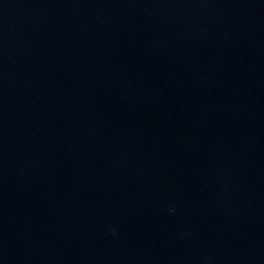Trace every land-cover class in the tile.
Here are the masks:
<instances>
[{
	"label": "water",
	"instance_id": "95a60500",
	"mask_svg": "<svg viewBox=\"0 0 264 264\" xmlns=\"http://www.w3.org/2000/svg\"><path fill=\"white\" fill-rule=\"evenodd\" d=\"M0 264H264V0H0Z\"/></svg>",
	"mask_w": 264,
	"mask_h": 264
}]
</instances>
